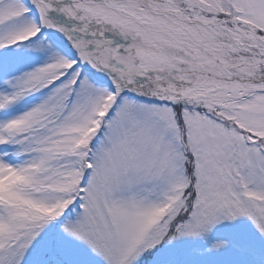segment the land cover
<instances>
[{"label":"snow or ice","instance_id":"obj_1","mask_svg":"<svg viewBox=\"0 0 264 264\" xmlns=\"http://www.w3.org/2000/svg\"><path fill=\"white\" fill-rule=\"evenodd\" d=\"M0 264H264V0H0Z\"/></svg>","mask_w":264,"mask_h":264}]
</instances>
